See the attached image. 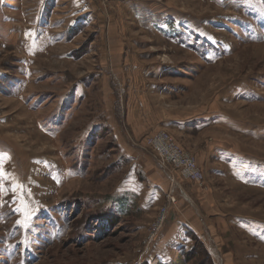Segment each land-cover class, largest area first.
<instances>
[{"label": "rangeland", "instance_id": "obj_1", "mask_svg": "<svg viewBox=\"0 0 264 264\" xmlns=\"http://www.w3.org/2000/svg\"><path fill=\"white\" fill-rule=\"evenodd\" d=\"M0 264H264V0H0Z\"/></svg>", "mask_w": 264, "mask_h": 264}, {"label": "built area", "instance_id": "obj_2", "mask_svg": "<svg viewBox=\"0 0 264 264\" xmlns=\"http://www.w3.org/2000/svg\"><path fill=\"white\" fill-rule=\"evenodd\" d=\"M150 143L157 152V158L161 167L168 169L169 166H173L174 169L179 171L181 175L179 176L180 179L197 185L202 184L204 174L198 160L195 156L182 149L169 133H156V135L151 137ZM173 184L177 186L176 182ZM164 220L165 217H163L162 222Z\"/></svg>", "mask_w": 264, "mask_h": 264}, {"label": "crops", "instance_id": "obj_3", "mask_svg": "<svg viewBox=\"0 0 264 264\" xmlns=\"http://www.w3.org/2000/svg\"><path fill=\"white\" fill-rule=\"evenodd\" d=\"M182 190H183V188H182ZM184 193H185V194H186V196H187V193H186V192L183 190V194H184Z\"/></svg>", "mask_w": 264, "mask_h": 264}, {"label": "bare ground", "instance_id": "obj_4", "mask_svg": "<svg viewBox=\"0 0 264 264\" xmlns=\"http://www.w3.org/2000/svg\"><path fill=\"white\" fill-rule=\"evenodd\" d=\"M154 235H157L156 233Z\"/></svg>", "mask_w": 264, "mask_h": 264}]
</instances>
